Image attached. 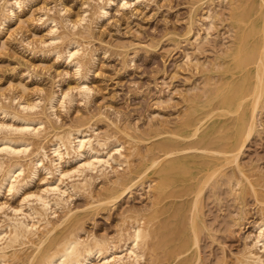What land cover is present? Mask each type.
Masks as SVG:
<instances>
[{"label": "rangeland", "instance_id": "1", "mask_svg": "<svg viewBox=\"0 0 264 264\" xmlns=\"http://www.w3.org/2000/svg\"><path fill=\"white\" fill-rule=\"evenodd\" d=\"M7 1L10 0H0V25L5 21L1 25L2 28L0 26L3 30L0 36V114L4 116L0 115V122H7L9 125L12 123L10 127L8 125L9 128L12 127L11 129L17 125L22 126V120L17 119L19 120L17 122L12 116L16 113L20 114L21 118L44 119L47 121L44 124L50 127L49 129L45 126L48 132L45 128L46 131L42 129L43 133L46 132L44 135L40 132L42 137L40 135L26 137L31 142L35 139L32 143L35 147H30L33 152H30L31 158L29 155L27 159L22 158L24 163H32V159L39 156L38 153L42 155L40 152L42 146H38V143L43 137L45 138L42 141H45L43 143L41 141L40 144L45 148V143L47 148L45 149L49 150V153L45 151L51 155L50 148L56 141L54 139L56 132L58 131V134L71 127H82V131L89 133L94 137L92 140L100 144L96 143L99 149L103 150L104 147L101 146L103 143L107 145L103 144L108 148V152L115 153V146L122 147L119 143L123 144L125 149H121L123 156L117 151L115 153L118 154L115 159L121 158L123 161L115 160L119 166L112 161L111 165L108 163L109 165L105 167H108L107 169L102 170L105 164L102 169L101 166L100 169L97 168L100 171L96 169L95 172L89 170L84 172L87 173L86 175H90L88 172H91L90 177L93 176V180H89V175L86 177L84 173L80 178L75 172L78 163L69 161L70 164L66 166L68 169L66 167L65 169L68 171L74 169L75 171H72L76 175L70 174L71 180L69 181V176L65 181L66 183L75 181L72 184L74 183L77 189L73 187L74 184L67 183V187H71V190H68L65 200L69 197L72 202L68 199L61 204L63 207L60 205L58 206L60 208L54 207L55 211L52 209L51 212L56 214L50 213L47 222L43 221V223L40 220L43 225L34 219L33 223L49 228L43 229L34 225V228H41V231L34 229L36 238L31 239L34 243L24 240L17 244L15 249L18 258L23 257L25 261L16 259V256L13 258L11 254L9 256L17 260L14 264H17L15 262L38 264L43 252L55 246L61 239L79 233L83 239L89 238L88 234L106 239L110 237L111 241L114 238L113 242L121 247L124 242L122 240L126 243L133 228L139 223L141 225L142 219L145 218L147 221L145 223L144 220V224L146 228L149 227L147 232L150 237L143 245L142 249L146 252L142 251L146 255L145 258L142 257L144 260L138 262L139 264H237L240 261H238L239 257L243 258L242 255L249 247L246 244L250 246L253 244L252 238L255 237L254 233L256 234L255 224L258 221L262 222L264 218V97L259 112L257 111V130L241 156L240 169L229 164L222 175L205 187L207 189L203 191L201 200H198L197 210L194 204L196 191H199L204 184L202 180H205L207 175L208 163L221 155L219 151L229 146L231 139L239 131L237 127L239 115L246 105L252 102L247 100L238 112L236 107L228 108L223 103L222 97L217 95L219 90H227L231 82L239 79L238 74L232 78V75L225 70L233 62L230 53L239 40L241 25L234 22L232 10L239 5L240 0H143L138 4L130 0L127 6L115 1L110 7L108 18L102 17L104 20L96 14L99 13L100 7L111 0H104L105 2L103 0H15V3L18 1L22 5L21 8L18 6L19 9L12 0L9 3L14 4L12 14L5 7ZM254 1L259 3L261 0ZM96 8L98 12L96 11L95 14ZM98 16L101 19H98ZM55 26L59 29L54 28ZM51 27L54 28V33H58L54 34ZM64 33H67L68 39L67 35L62 36ZM72 33L75 35L73 36ZM58 35H61L59 37L62 39L56 40L55 37ZM52 39L57 43L54 42L52 45ZM60 40L63 41L59 43ZM69 42L75 43L74 47L73 44L70 46ZM77 44L81 45V48H87L81 49ZM68 46L73 49L78 46L79 50L84 52L86 50V53L79 51L81 54L76 55L79 59L74 57V62L80 60L81 64L83 63L81 67L84 71L80 69L81 72H75L77 68L74 62L73 65L65 59L67 57L64 58L67 56ZM60 49L61 52L65 51L66 55L61 53ZM83 76L89 80H85ZM84 80L86 87L88 85L90 87L86 89L88 92L83 87ZM79 87L84 89L85 92L82 91L84 94L79 92ZM56 93L66 98L71 94L69 97L72 96L73 99H70L73 101L70 102L63 97L67 100L64 106L62 105L64 99L60 95L63 100L57 98L58 105L55 103L56 107L52 110L51 106L48 107L52 97H59ZM65 93L69 94L64 95ZM85 93H89L88 96ZM21 96L23 98H20ZM24 98L31 105L36 100L42 102L44 99L42 105L41 102H36L40 105L33 103L34 109L40 106L35 109L36 111L32 107L28 108L33 110L34 116H30L31 110L25 111L18 107L19 101ZM2 110L6 111V114L10 112L11 116L8 117ZM193 114L206 119L196 137H191L185 124ZM89 124L93 128L90 129L91 132L88 130ZM15 132L12 130L11 136L20 137V133ZM177 133L182 136H174ZM4 134H7V131L0 133V138ZM99 139L108 140L109 143L99 142ZM203 139L212 140L213 143L208 149H215L220 155L215 152L212 155V152L206 150L205 152L191 150L189 146ZM162 141L181 144L183 146L181 152L190 149L187 153L185 151L181 154L179 151L166 157L167 159L183 158L186 161L184 168L165 174V161L162 158L160 161L156 160L159 155L156 148ZM94 147L97 149L95 145ZM128 149L132 153L135 152L131 154ZM112 152L110 154H113ZM130 154L131 158H129ZM136 155L142 157L138 158ZM65 157L73 158L69 155ZM154 157L156 161H153ZM46 163H49V159ZM45 175L46 173L41 171L32 185L30 183L29 187L27 186L18 196L5 189L0 196V206L5 203L18 209L20 202L27 197V193L30 195L32 192L40 191L45 183ZM72 175L78 176L79 178H75L79 181L72 180L75 179ZM236 176L240 181L237 182L234 178ZM83 178L88 182L82 181L85 183L83 184L81 182ZM135 179L138 181L134 183ZM128 185L130 188L133 187L128 193L123 194L124 197L119 196V201L115 200L111 205L110 200L120 195ZM32 201L35 202L34 199ZM68 203H70L69 209L66 207ZM38 206L39 203H36V207ZM72 206L74 209L71 208ZM11 209L10 212H6V209L4 212L1 211L0 218L8 212L12 216ZM72 210H75L74 213ZM67 216L68 218L64 219ZM131 218L134 222L130 221ZM47 223L52 224V227ZM163 223L166 224V228ZM128 228L129 230L126 231ZM42 230L45 231L42 233ZM171 230L173 232H170ZM50 231L53 233L51 234ZM169 232L173 234L170 235ZM159 241L161 244L158 243ZM152 242L155 243L153 245L155 248L151 247V244H154ZM157 245L160 248H157ZM39 247L41 251L35 256ZM173 249L175 253L170 255L169 252ZM24 250L26 251L23 253ZM31 259L35 261L30 263ZM10 261L7 260L8 264H13V261Z\"/></svg>", "mask_w": 264, "mask_h": 264}, {"label": "bare ground", "instance_id": "2", "mask_svg": "<svg viewBox=\"0 0 264 264\" xmlns=\"http://www.w3.org/2000/svg\"><path fill=\"white\" fill-rule=\"evenodd\" d=\"M11 1L12 0L7 1V4L8 5L7 4H6L7 6L5 5V7H7L6 8L7 11L10 14H12L14 12L13 11V5L14 4L13 5L12 4H9ZM115 1H119V2L122 3L123 6L124 5L127 6V4L129 3L128 1H130V0H111L108 3H106L105 5L101 4V6L102 5L103 6L102 7L99 6L100 9H99V13H97V14H96V11H97V8H96L95 14L96 15L99 14L101 18L102 17H105L106 18V16L109 14L110 7L112 6V4ZM131 1L132 2H136L134 4H138L139 2H141L143 0H131ZM16 2L17 3H15V0H14V3L16 4L15 6H17V8H18V6H19V8H21V6H22L21 3L19 4L18 1H16ZM16 9H14V10L16 11ZM22 11H23V9H22ZM232 11H233L232 18L235 20L234 21L235 23L241 25V29H240V32H239V37H238L239 40H238V43H237L236 47L230 53V56H232V58H233V62L229 66L226 67V70L225 71L227 73H230L232 75V78H234V76H236V74H238L239 75V79L231 82V86L232 87L230 86V88H228L227 90H225V91L224 90H219V92H218L219 94L217 93V95L222 97L223 103L226 104V106L228 108H234V107H236L238 109V112L244 106V104L247 102V100H252V102L249 105H246V107L244 108V111H242V113L239 115V117H238V125H237V127L239 128V131L235 133L234 137L230 141L229 146L226 149L224 148L225 150L219 151V153H221V155L218 153V151L216 152L215 149H208V146H210L213 143V141L210 140V139L209 140L203 139L201 141L194 142L193 145L189 146V147H191V150L192 151H194L193 149L203 150V152H205V150H206L208 152H212V155H214L213 152H215V154L218 153L220 155V156H217V158H214V161L209 162L208 165H207V167H206L207 175L205 177V180H202L204 182V184H203V186L201 185V188H199V191H196L197 194H195V195H197V196H195L196 203L194 204L196 210H197L198 205H199L198 204L199 203L198 200L200 199L203 191H205V189H207L205 187L208 186V185H210L213 182L214 179H216L217 177H219L220 175H222L223 171L226 169V167L229 164L234 165L236 168L240 169V163H241L240 162V159H241V156L244 153L245 147H247L246 145L249 142V140L251 139L253 133L257 130V119H258L257 118V116H258L257 115V111L259 112L258 109H259L260 105L263 103V97H264V0H261L259 3L258 2H255L254 0H244V2H242V0H240L239 5L236 6L235 8H233ZM101 18H99V16H98V19H101ZM107 18H108V16H107ZM95 20H93V21H95ZM102 20H104V19L102 18ZM68 21H70V19ZM4 22L5 21H3V23ZM51 22H53V20ZM56 27L57 26H55L54 28H56ZM1 28H2V26H1ZM1 28H0V36H1L2 32H3V30ZM52 28L53 27H51V29ZM54 28L52 29L53 30V33L55 31ZM57 28L59 29V27H57ZM60 28H61V26H60ZM56 31H57V29H56ZM57 33L55 32L54 34H57ZM64 35H67V33L66 34L65 33L62 34L63 37H65ZM72 35L74 36L75 34L72 33ZM59 36H61V35H58V37H55V36L54 37H55L56 40L57 39L59 40L61 38ZM67 37H68V35L66 36V38ZM69 39H71V38H69ZM73 39H72V41H73ZM52 40H50V42H52ZM74 40H76V39H74ZM62 41L63 40H60L59 43L62 42ZM65 41H66V39H65ZM54 42H55V40H53L52 45L54 44ZM56 43L57 42H55V44ZM65 43H67V41ZM75 43H78V41H75ZM75 43L74 44L73 43H70V46H72L71 44H73V47H74ZM65 45H67V44H65ZM70 46H68L69 48L66 47V48H68V50H67V56H64V58L67 57L65 59L67 61L69 60L68 62H70V63L73 64L74 57H76V55L78 53L81 54V52H79V51L81 49L85 48V47H82L81 48L80 47L81 45H78L81 48L79 50V47L78 46L77 47L75 46L76 49H73ZM84 46H86V45H84ZM64 48H65V46H63V49ZM57 50L55 51L56 54H57ZM60 52H61V49H60ZM64 52H61V53H64ZM82 52H84V51H82ZM84 53H86V50H85ZM80 54H79V57H80ZM58 55H59V51H58ZM82 55H85V54H82ZM91 57H92V55H91ZM77 59H79V58H77ZM92 60H93V58H92ZM74 64H75V66L77 68V70L74 69L75 72L76 71L81 72L80 69L84 71V69H82V67H81V66H83V63L81 64V61L80 60L74 62ZM80 76H81V74H80ZM80 76L78 77L79 79H80ZM83 77H82V80H83ZM87 77H88V75H87ZM85 80H87V79L85 78ZM80 87L78 88L80 90L79 92H81L83 94H84L85 91L88 92V90H86L87 89V87H86V81L83 84V87H84L85 91H84L83 88H80ZM89 88L90 87H88V89ZM81 89H83V90H81ZM82 91H84V92H82ZM89 91H91V90H89ZM56 94H58V93H56ZM67 94H69V93H67ZM67 94L65 93L64 95H67ZM87 94H89V93H85V95H87ZM60 95H62V94H60ZM60 95H59V97H55V98L52 97V96H54V95H52L51 96L52 97V100H50L49 107H48V105H47V107L50 108V106H51V109L52 110L55 109L54 108V107H56L55 103H57L59 101V99L57 100V98H60ZM70 95L71 94H69L67 96V98L62 95V98L64 97L65 99H69V101L72 102L73 100L70 99V98H72V96L69 97ZM85 95H82V96H85ZM16 98L17 97H15V101L17 102ZM20 98H23V97L21 96ZM63 99H61V100H63ZM43 100H42V102L36 100L35 103L36 102H41V105H42ZM63 101H62V103H63L62 105L65 106L67 100H65L64 102ZM33 103H32V105H33ZM36 104L37 105H40L39 103H36ZM59 104H61V102H59ZM30 105L31 104H29L28 101H26L25 98L23 100H20L19 103H18V107L24 109L25 111L28 108H31V107H32V109H34L33 107H35V105L34 106H32V105L30 106ZM57 105H58V103H57ZM36 108H40V106L39 107L36 106ZM32 109H30L31 110L30 116L32 115V111H33ZM5 112H4V114L7 113V112L6 113ZM39 112H41V111H39ZM53 112L55 113V111H53ZM35 113H38V112H35ZM9 114H11V113L9 112ZM9 114H6V115L9 117V116H11ZM33 114H34V112H33ZM2 115H1V117H4ZM19 115H17L16 113L12 115L13 118L16 119V121H17V119H20L23 122V125L22 126L17 125V126H19V127H17V126L14 125L16 127V128L14 127L15 129L14 128L11 129L12 127L9 128L12 123L9 125V123L6 122L7 123V125H6V123L4 121H3L4 123H1L2 121L0 122V133H4V132L7 131V134H4V136L0 138V196H2L1 194L4 193L3 191H5V189H8L9 193L10 192H13L15 195L18 196V194L20 192L24 191V189H26L27 186L30 183L32 185V182L39 177L41 171H44L46 173V175H45L46 177H45V180H44L45 183L43 184L42 188H40V191L38 193H36V192L33 193L32 192V193H30V195H28L29 193H27V197H25V198L23 197L24 195L22 196V198H24V199L23 200L21 199L22 201L20 202L21 204H19L20 207L18 209L17 208L15 209L14 207H11V206H7L5 203H3L5 205H3L1 203L2 205L0 206V212L1 211L4 212V209H6V212L7 211L10 212L9 209H11V208H14V209L13 210L11 209L12 212H13L12 216H10L9 215V212H8V214L7 213L4 214V217L3 218L1 217L2 219L0 218L1 219L0 220V264H5L7 262V260H9V261L12 260L13 262L12 261H10V262H12L14 264V261L18 258L17 250L15 249L17 247V244H20V242H22L24 240H28L29 242L32 243L33 241L31 239L33 237L36 238V236H34V235H36V232H34V229H35V231H37L38 228H34L35 227L34 225H37L36 222H35L36 224L33 223L34 219H37L39 223H40V220L42 222L43 221H46L47 222L48 216H51L50 213H53V212H51L52 209H53V211H55L56 208H54V207H58L59 205L62 206L61 204L65 203L69 199V197H68L65 200V197H66L65 195H67L68 190H71L70 189L71 187L70 188L67 187L68 186L67 183H69V185H70V184H72V182H75V181H71V183L70 182H67L66 183V181H67L66 178L69 177L70 174H72V173L75 174V172H76V174H78L79 177L82 178L83 177V173L84 172H87L88 170L95 172V171L98 170L97 168L100 169V166H101V169H102V167L105 164L106 165L103 167L102 170L107 169L108 167L107 168H105V167L108 166L109 164L111 165V162L112 161H114L115 164L117 162H120L121 161V158L118 159L120 161H118L117 159H115L116 156H118V154L116 155L115 153L117 151V153L118 152L120 153L119 155H122L123 156V153H122L123 151L121 149H124L123 144L119 143V146H122L123 148L122 147H118L117 148L115 146L114 147L115 148V150H114L115 153H113L110 150L113 153V154H110L111 152H108L107 151L108 148H105V146H107V145H105L103 143L106 140L102 141V139L101 140L99 139V142L102 141V143L105 145L104 146L103 144H101V146L106 149V151H104V148L102 150V149H99L97 147V145L99 143L96 142L97 143V145H96L95 140L94 139H93L94 141L92 140V138H94L93 136H91L87 132L82 131L83 129L81 130L82 127L81 128H72L71 127V129H69L67 131H64V132H61V133H58V134H57L58 131L56 132V137L54 138L56 141L55 142H53V140L51 141V142H53L52 143V146L50 148V150H51V153L50 154L51 155L47 154V152L49 150L48 151L46 150L47 148H46L45 143H44V146H45L46 149L43 147V145L40 144L41 141H42V139L45 138V137H43L41 139V141L39 139V142L40 143H38V146H40V147L42 146V148H40L42 150V151H40V152H42V155L40 156V154L38 153L39 156H36V155H34L35 154L34 153L33 156H36V159H32V161H31L30 158H31L32 155L30 154V152H31V149L32 148L30 149V147H35L34 144H33L34 146L32 145V143L34 142L35 139H33L32 142H31L26 137L28 135H31V136H36L37 135V136H39L41 134L40 132H42V134L44 135L46 132L43 133L44 131L42 129L45 128L47 130L46 127H49V126L48 125L46 126V124H44L45 121H46V120L44 121V119L43 120L42 119H38L37 120V118H36V120H37L36 121L35 120V117L33 119L30 118V117L29 118H25V117L24 118H21V117H19ZM34 115H32V116H34ZM37 115L38 114H36V116ZM53 117H54V115H53ZM204 119L205 118L199 117L198 115L193 114V115H191L189 117L188 120H186V123H185L186 124V129L189 130L188 132L191 133V137L192 136L196 137V135L202 129V127L204 125ZM40 120H42V121H40ZM52 121H53V119H52ZM17 122H19V120ZM8 125H9V127H8ZM90 126H92V125L89 124V127ZM83 127L85 128L86 126H83ZM49 129H50V127H49ZM90 129L92 130L93 128L90 127L88 130L90 131ZM12 130L14 132L15 131L19 132L20 133V137H18V138L12 137L11 136ZM48 131L49 130H47V132ZM54 133H55V131H54ZM126 134H129L130 135V133H127V132H126ZM92 135H94V134H92ZM177 135L182 136L180 133H177L176 135L174 134V136H177ZM138 139L140 140V138H138ZM190 139H192V138H190ZM44 141H42V143ZM49 142H50V140H49ZM106 142H108V140ZM47 143H48V141H47ZM48 144H50V143H48ZM94 145L99 150H97L94 147ZM116 145L118 146V143ZM38 146L36 145V148L37 149H38ZM129 147L131 148V146H129ZM138 147L140 148V146H138ZM182 147L183 146H181V144H176L175 142H172V141H166V142L162 141V142H160L157 145V148L156 149H157V152H159V155L157 156V158H159V160L157 158H156V160L157 161H160V159L162 158V160L165 161V163H166L165 166H164L165 174H169V173H172V172H177L180 168L182 169V168L185 167V162L186 161L183 158H172V159H167L166 158V157H169V156L173 155L174 153L176 154L179 151L181 152V150H183ZM126 149H127V147H126ZM36 150H34V152H36ZM131 150H132V148H131ZM131 150H129V151H131ZM217 150H219V148ZM185 151L181 152V154L184 153ZM187 151H190V149L188 148ZM187 151H186V153H187ZM31 153H33V152H31ZM133 153L131 151V154H133ZM137 153L140 154V152H137ZM114 154H115V157L113 156ZM131 154H130V157L128 156L129 158H131V156H132ZM28 155L30 157L29 160L32 163L26 164V163H24V160L23 159L26 158V157H28ZM65 155L66 156L69 155L70 157L72 156L73 158L72 159H68L67 158L68 159L67 160L66 157H65ZM136 156L138 158H139V156L142 157L141 155H139V156L136 155ZM6 159H8V160H6ZM47 159H49V163H46ZM70 160H73L74 162L76 161V163H78V165L76 164L77 165L76 168H75L76 171L74 169H71V171L66 170V169H68V167H66V166L70 164L69 163ZM115 160L117 162H115ZM156 160H155V157H154V160L153 161H156ZM121 162H123V161H121ZM116 165H118V164H116ZM151 166H153V165H151ZM65 167H66V169H65ZM110 167L112 168V166H109V168ZM115 167H117V166H115ZM241 167H242V165H241ZM72 170L75 171V172H73ZM98 171H100V170H98ZM79 173L80 174L82 173V175L80 176ZM88 173H90V175L88 174L89 177H90L92 174H91V172H88ZM235 174H237V173H235ZM88 175H86V177ZM227 175H228V173H227ZM243 175L245 176L244 173H243ZM72 176L74 178L76 177L74 175H72ZM86 177H85V179H86ZM92 177H90L88 179L89 180L90 179L93 180ZM237 177L238 176H236L234 178H236V180H237ZM245 177H248V176H245ZM70 178H71V176L68 178L69 181L71 180ZM76 178L75 179L72 178V180H77ZM250 180H249V182H250ZM78 181L79 180H77V182ZM82 181H84V178L81 180V182ZM86 181L87 180H85L84 182H86ZM118 181H119V179H118ZM135 181H138V180L135 179L134 180V183H135ZM238 181H240V180L238 179L237 182ZM83 184H85V183H83ZM117 184L119 185V183H117ZM201 184H202V182H201ZM129 185H128L127 188L124 189V191H122V193L120 195L114 196L112 198V200H110L111 198H108L110 200V202H111V205H112L113 201H115V200H116V202H117V200L119 201V196H123V194L125 195V193H128L129 192V190L133 187L132 186L130 188ZM236 185H237V183H236ZM73 187H75V184L73 185ZM28 192H30V191H28ZM13 193H12V195H14ZM24 194H25V192H24ZM69 195H70V193H69ZM70 198H71V196H70ZM32 199H34L36 203H39V206L38 207H36V203L33 202ZM92 199L94 200V198H92ZM33 203L35 204L34 206H33ZM66 204H64V205H66ZM69 204L70 203H68V205L66 206V207H68V209L70 207ZM96 204H98V203H96ZM200 204H201V202H200ZM58 208H60V207H58ZM71 208H73V206ZM74 211H73V213H74ZM65 213H64V215H66ZM192 213H193V211H192ZM69 215L70 214H68V216ZM68 216L67 217H64V219L65 218L67 219ZM169 217L171 218V216H169ZM173 217H175V216L173 215ZM139 219H140V216H139ZM139 219H137L138 222H139ZM145 219H147V218H145ZM145 219H142L143 221H141V219H140V221L142 222L141 225L143 224L145 227L144 226H141L140 223H139L138 226L133 225V226H135L133 228L134 230H132L133 232L131 230H130L131 231L130 234H129V232H127L129 234V237L126 240V243H124L125 240H122V241H124L123 242L124 247H122L123 244L121 245L122 248L119 247L116 242L115 243L113 242V241H115L114 238L112 239L113 241H111L110 240V237L108 239H106L104 237H102V238L100 237L99 238V236H96L95 234H92L93 236H91V235L88 234L87 236H90V237L87 238V239H83V238H81V236H80L81 234L80 233H79V235L73 234V235H71L69 237H66V238L63 237L64 239H61L58 243L55 244V246L53 245L47 251L43 252L42 253V256H41L42 259L40 260V262H38V264H137L138 262L140 263L141 259L144 260V258H145L144 255H146V253H145L146 251L142 249L143 248V245L145 244V241L148 240L149 237H150V236L148 237V232H147V229L149 227L146 228V225L144 224V220ZM263 219H262V222L258 221V223L255 224L256 234L254 233L255 237L252 238L253 244L251 246H250V244L249 245L246 244L249 247H247V250L245 251V254L242 253V254H244V255H242V257L243 256L244 257L243 258H240L239 257V259L237 258L238 261L239 260L240 261L238 263L237 262H235V263H237V264H264V221H263ZM128 220H129V218H128ZM128 220H126V221H128ZM130 221H132V218L130 219ZM146 221L147 220H145V223H146ZM148 221H149V219H148ZM42 222L40 224H42ZM49 222L51 223V221H49ZM132 222H134V221H132ZM50 223L49 224L47 223V224L52 227V224H50ZM40 224L37 225V226L38 227L41 226V227H43V229L44 228L47 229V227L49 228V226L45 227V226H42L43 224L42 225H40ZM53 224H56V223H53ZM130 224H132V223H130ZM4 225H5V227H3ZM44 225H46V224H44ZM164 225H165V228H166V224H164ZM164 225H161V226H164ZM6 226H7V228H6ZM192 228H194V227H192ZM40 229H38V230L41 231ZM55 229H56V227H55ZM45 230H42V233ZM127 230H129V228L126 229V231ZM150 231H152V230H150ZM155 231H157V230H155ZM51 232L52 231H50V233ZM157 232H155V233H157ZM170 232H173V231L171 230ZM170 232L168 234L172 235L173 233H170ZM38 233L39 232H37V234ZM123 234L125 235V233H123ZM149 234H150V232H149ZM194 234H196V233H194ZM156 235H158V234H156ZM166 236H167V234H166ZM124 237H126V236H124ZM124 237H122V238L123 239H126ZM196 237L194 238L195 240H196ZM34 238H33V240H34ZM161 240H163V239H161ZM154 242H152V243H154ZM23 243H25V242H23ZM158 243L161 244V241H159ZM167 243H169V242L167 241ZM28 244L29 243H27V245ZM146 244H147V242H146ZM197 244H198V242L196 243V245ZM25 245H26V243H25ZM42 245L43 244H41V246ZM153 245H155V243L154 244H151V247H153ZM159 245H157V248H160ZM39 246H40V244H39ZM145 248H146V245H145ZM153 248H155V246ZM245 248H244V250H245ZM23 249H21V251ZM142 250L145 251V252H143ZM18 251H20V250H18ZM25 251L26 250H24L23 253ZM37 251L38 252L36 253L35 256H38L39 255V253L41 251V247H39L37 249ZM174 253H175L174 252V249L173 250H170V252H169L170 255H173ZM11 254H13V255H11ZM9 255H11L13 258L16 256L15 257L16 259L13 260L11 258V256H9ZM20 255H22V253ZM239 255L241 256V253ZM23 256H25V255H23ZM165 256H167V254ZM165 256H164V261H165ZM142 257H144V258H142ZM180 257H181V254H180ZM161 258L163 259V257H161ZM21 259H23V257L20 258V259L18 258V260H21ZM162 259L160 261H162ZM31 260L32 261H30V263H33L35 261L33 259H31ZM24 261L25 260L23 259V262ZM224 262H225V260H224ZM15 263L19 264V262H15ZM7 264H8V262H7Z\"/></svg>", "mask_w": 264, "mask_h": 264}]
</instances>
